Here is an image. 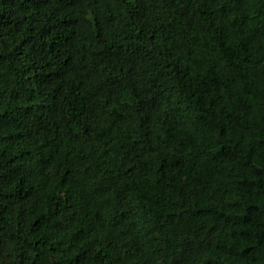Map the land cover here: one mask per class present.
Instances as JSON below:
<instances>
[{
	"label": "trees",
	"instance_id": "trees-1",
	"mask_svg": "<svg viewBox=\"0 0 264 264\" xmlns=\"http://www.w3.org/2000/svg\"><path fill=\"white\" fill-rule=\"evenodd\" d=\"M0 264H264V0H0Z\"/></svg>",
	"mask_w": 264,
	"mask_h": 264
}]
</instances>
